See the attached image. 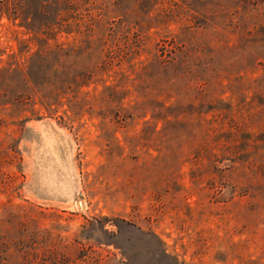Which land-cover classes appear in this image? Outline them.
Wrapping results in <instances>:
<instances>
[{"label":"rangeland","instance_id":"1","mask_svg":"<svg viewBox=\"0 0 264 264\" xmlns=\"http://www.w3.org/2000/svg\"><path fill=\"white\" fill-rule=\"evenodd\" d=\"M0 9V264H264V0Z\"/></svg>","mask_w":264,"mask_h":264},{"label":"trees","instance_id":"2","mask_svg":"<svg viewBox=\"0 0 264 264\" xmlns=\"http://www.w3.org/2000/svg\"><path fill=\"white\" fill-rule=\"evenodd\" d=\"M8 1H10V0H0V3L8 2ZM13 3H14V0H12V5H13ZM15 11H16V9H15ZM0 13H1V9H0ZM9 17H11V16L9 15ZM18 17H20L18 13L14 12V14H12L13 19H16ZM47 38H49V36Z\"/></svg>","mask_w":264,"mask_h":264},{"label":"bare ground","instance_id":"3","mask_svg":"<svg viewBox=\"0 0 264 264\" xmlns=\"http://www.w3.org/2000/svg\"><path fill=\"white\" fill-rule=\"evenodd\" d=\"M78 204H80V203H78Z\"/></svg>","mask_w":264,"mask_h":264}]
</instances>
